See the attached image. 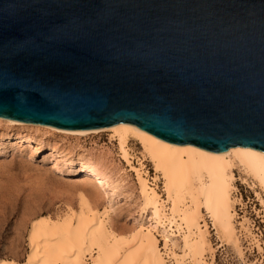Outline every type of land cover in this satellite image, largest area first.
I'll return each instance as SVG.
<instances>
[{"label": "water", "instance_id": "water-1", "mask_svg": "<svg viewBox=\"0 0 264 264\" xmlns=\"http://www.w3.org/2000/svg\"><path fill=\"white\" fill-rule=\"evenodd\" d=\"M0 117L264 152V0H0Z\"/></svg>", "mask_w": 264, "mask_h": 264}, {"label": "bare ground", "instance_id": "bare-ground-1", "mask_svg": "<svg viewBox=\"0 0 264 264\" xmlns=\"http://www.w3.org/2000/svg\"><path fill=\"white\" fill-rule=\"evenodd\" d=\"M0 122L75 136L110 132L121 158L135 172L141 198L140 217L150 213L147 226L140 222L128 232H117L109 224L110 210L100 209L83 196L77 210L70 209L56 217L32 218L25 259L0 257V264H212L215 248L207 218L219 241L218 247L232 246L242 255L235 206L244 203L237 194L235 170L264 211V152L253 148L235 146L226 152H208L189 144L166 142L127 123L92 131H70L4 117H0ZM20 139L31 140L29 136ZM130 141L139 144L141 157L136 159L132 155ZM85 159L75 169L89 182L95 180L96 186L116 192L117 186L106 173L105 165L99 160ZM135 159L137 166L133 165ZM145 161L153 166L152 183L147 178ZM157 180L162 183L165 198L158 191ZM242 219L240 232L261 251L248 219Z\"/></svg>", "mask_w": 264, "mask_h": 264}, {"label": "rangeland", "instance_id": "rangeland-1", "mask_svg": "<svg viewBox=\"0 0 264 264\" xmlns=\"http://www.w3.org/2000/svg\"><path fill=\"white\" fill-rule=\"evenodd\" d=\"M110 134L75 136L0 122V257L23 261L29 249L30 220L77 210L83 196L100 209L110 210L109 224L117 232H128L140 222L149 224L150 213L144 214V219L140 217L141 198L135 172L121 158L117 142ZM21 136H29L31 140H21ZM129 147L136 159L141 157V148L136 141H130ZM53 150L56 153H52ZM57 155H61V159H57ZM89 158L105 165L106 173L118 187L116 192L96 186L95 180L89 182L75 169L80 160ZM144 164L147 178L152 183L153 166L149 161ZM235 176L237 194L244 203L235 206L243 254L239 255L232 246L218 247L219 241L207 218L209 237L215 248L212 264H264V211L254 192L241 182L237 170ZM157 188L165 198L160 180H157ZM244 217L249 221L250 230L257 235L263 252L256 249L243 231L240 232L239 225ZM158 239L162 245L161 236Z\"/></svg>", "mask_w": 264, "mask_h": 264}]
</instances>
